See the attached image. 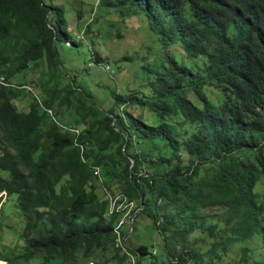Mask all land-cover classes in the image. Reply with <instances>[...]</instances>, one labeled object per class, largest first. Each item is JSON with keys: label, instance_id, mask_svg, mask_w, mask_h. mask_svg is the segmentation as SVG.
Listing matches in <instances>:
<instances>
[{"label": "trees", "instance_id": "1", "mask_svg": "<svg viewBox=\"0 0 264 264\" xmlns=\"http://www.w3.org/2000/svg\"><path fill=\"white\" fill-rule=\"evenodd\" d=\"M100 6L140 16L160 51L153 60L115 61L119 70L138 63L137 84L111 88L109 107L61 63L58 44L77 53L85 46L68 44L62 4L0 0V194L16 193L25 221L23 249L5 255L0 237V259L22 264L41 254L45 262L131 264L133 256L139 264L147 246L131 245L130 230L121 228L127 240L117 245L116 226L129 211L132 232L137 215L152 220L174 264H222L230 255L232 264H264V0ZM73 12L88 35L89 17ZM87 48L93 61H106ZM145 50L154 52L150 40ZM40 70L42 100L12 82ZM65 110L70 125L56 118ZM1 216L0 209V229Z\"/></svg>", "mask_w": 264, "mask_h": 264}, {"label": "rangeland", "instance_id": "2", "mask_svg": "<svg viewBox=\"0 0 264 264\" xmlns=\"http://www.w3.org/2000/svg\"><path fill=\"white\" fill-rule=\"evenodd\" d=\"M76 0H53L56 4H62L65 8V15L70 20L69 28H71L70 34L72 41L80 42L85 41V46L81 47L80 52L77 53L76 49H68L63 44H58L59 58L66 72L69 73L70 78L75 80V83L86 94L92 95L93 98L104 107H109L108 100L109 90L117 87L118 90L130 86L134 87L137 81H132V76L135 68H138V63L127 62V65L121 66L119 70V64L115 61L120 60L123 56H140L146 60H153L157 58L160 51H156L154 45L155 41L148 32L144 21L140 16H133L131 18H123L116 11L120 13L118 7L104 8L100 6V0H83V3L75 2ZM74 8H78L81 11L80 15H87L89 17L88 25L90 27V33L88 35L77 28L79 21L75 20L73 15ZM82 24V21H81ZM86 29V25L84 26ZM102 32V34L99 33ZM103 36V38H102ZM107 38V40H105ZM93 40V43H92ZM149 40L152 42V50L154 52H148L145 50ZM89 45L92 51L99 50L102 53L103 58H106L105 62L96 63L92 60L91 53L87 48ZM68 46V45H67ZM77 53V54H76ZM94 62L96 66L94 65ZM107 70L114 72L109 73ZM135 75L133 76L134 80ZM1 79V78H0ZM46 76H43L42 71H28L27 74H20L12 79L13 84H26V90H32L31 93L38 99L43 98L42 88L45 82ZM63 82H66L64 80ZM55 82H51V86ZM137 89H143L142 84L137 85ZM28 97L25 96L19 102L18 107L22 112L26 111ZM108 103V104H107ZM106 105V106H105ZM61 123L72 124L71 116L67 110L65 113H61L56 117ZM61 118V119H60ZM5 175V173H0ZM18 197L16 193L10 195L4 194L0 198V209L2 211L1 216V229L0 237L2 247L4 248V254H8V250L16 245V251L23 249L24 241L20 234L24 227V218L22 212L17 206ZM152 220L144 215L139 214L136 217L134 231L129 236V242L134 247L139 244L147 246L148 253L142 256L139 264H174L169 260L163 249L162 235L158 233L155 227L152 225ZM126 230H131V226H125ZM8 247L9 249H6ZM156 251L155 256L152 254ZM232 254L237 252L231 251ZM137 257H130L131 264H135ZM6 260V258H3ZM96 260V259H95ZM7 261V260H6ZM5 263V261H3ZM116 260H112L109 264H116ZM129 264V260L127 259ZM233 260L231 255L228 256L222 264H232ZM8 264V263H7ZM22 264H85L84 260H80L77 263L64 262L62 259H53L50 262H45L41 254L35 255L31 260L25 261ZM138 264V262H137Z\"/></svg>", "mask_w": 264, "mask_h": 264}, {"label": "built area", "instance_id": "3", "mask_svg": "<svg viewBox=\"0 0 264 264\" xmlns=\"http://www.w3.org/2000/svg\"><path fill=\"white\" fill-rule=\"evenodd\" d=\"M1 78V77H0ZM2 80V78L0 79V81ZM51 112V111H50ZM71 131H74L76 133H79L78 129L75 128H69ZM99 168H96L94 170V174L98 175L99 174ZM119 197H115V198H110V207L111 210H114L117 207V200ZM124 205H128L129 208L131 209L133 207V203H128V204H124V203H120L119 204V208L123 207ZM134 220V216L132 217V215L129 213V211L126 213V215L120 220V222L118 223V225L116 226V230L118 232V243L117 245H122L123 241H126V238H123L122 233H121V228L125 227L127 225L131 226V231H132V223ZM154 253H156V251H154ZM2 264H7L6 261L5 263L2 262ZM87 264H96V262L94 260H89L87 262Z\"/></svg>", "mask_w": 264, "mask_h": 264}, {"label": "clouds", "instance_id": "4", "mask_svg": "<svg viewBox=\"0 0 264 264\" xmlns=\"http://www.w3.org/2000/svg\"><path fill=\"white\" fill-rule=\"evenodd\" d=\"M5 193H6V192L1 193V194H0V198H2V196H3ZM130 232L132 233L131 230H130ZM126 240H127V238H126ZM3 261H5V260L0 259V262H3ZM6 263H7V262H6Z\"/></svg>", "mask_w": 264, "mask_h": 264}, {"label": "crops", "instance_id": "5", "mask_svg": "<svg viewBox=\"0 0 264 264\" xmlns=\"http://www.w3.org/2000/svg\"><path fill=\"white\" fill-rule=\"evenodd\" d=\"M88 262V261H87ZM87 262H85V264H87Z\"/></svg>", "mask_w": 264, "mask_h": 264}, {"label": "water", "instance_id": "6", "mask_svg": "<svg viewBox=\"0 0 264 264\" xmlns=\"http://www.w3.org/2000/svg\"><path fill=\"white\" fill-rule=\"evenodd\" d=\"M132 163H133V161H132Z\"/></svg>", "mask_w": 264, "mask_h": 264}]
</instances>
